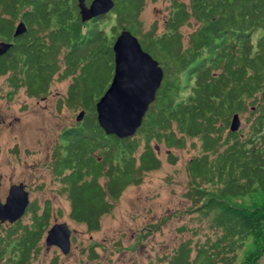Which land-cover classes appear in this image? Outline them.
Returning <instances> with one entry per match:
<instances>
[{
  "label": "trees",
  "instance_id": "trees-1",
  "mask_svg": "<svg viewBox=\"0 0 264 264\" xmlns=\"http://www.w3.org/2000/svg\"><path fill=\"white\" fill-rule=\"evenodd\" d=\"M147 1L115 0L111 12L116 22L108 39L98 23L85 30L88 21L81 19L79 0H0V41L13 43L0 55V76L8 75L14 87L7 96L11 99L22 87L30 96L46 94L60 70L57 56L65 50L60 76H73L67 105L84 112L65 125V143L55 154V171L68 186L71 219L90 233L100 230L103 215L113 210L109 198L119 199L126 187L160 166L156 145L178 148L185 146L186 137L199 138L202 152L187 162L185 196L191 205L183 211L207 218L215 235L198 242L183 239L164 259L167 264H264V203L247 207L228 201L264 193V0H170L172 13L161 31L157 23L144 28L140 15ZM20 21L28 29L15 37ZM184 26H194L187 38ZM124 28L165 71L142 127L128 138L107 134L96 109L110 85L113 44ZM186 71L193 82L188 96L181 97ZM94 88L102 90L97 98ZM237 113H248L247 134L243 128L230 129ZM88 127L92 135L84 132ZM98 135H107L108 145ZM99 149L102 154L97 155ZM38 209L31 201L27 212L32 222L24 224L21 218L0 235V264L9 250L15 264H26L52 217L50 200L42 212ZM91 254L97 256L94 249Z\"/></svg>",
  "mask_w": 264,
  "mask_h": 264
},
{
  "label": "rangeland",
  "instance_id": "rangeland-1",
  "mask_svg": "<svg viewBox=\"0 0 264 264\" xmlns=\"http://www.w3.org/2000/svg\"><path fill=\"white\" fill-rule=\"evenodd\" d=\"M111 11L98 22H94L93 18L88 20L85 30L98 23L99 28L105 29L107 38L111 39L109 36L116 22ZM171 13L170 0H148L140 19L145 30L157 23V30L161 31ZM194 26L182 28L186 38ZM64 52L57 56L60 70L54 76L55 82L46 94L39 97L28 95L22 87L9 99L7 93L11 86L6 81L8 75L0 76V197L5 202L11 185L24 183L30 200L40 206L39 213L45 202L51 201L49 228L55 223L67 222L72 231L68 253L56 245H48L46 231L26 264H167L164 256L170 255L181 240L193 237L198 242L208 234L215 235L207 218L183 211L191 205L185 196L189 186L187 162L202 152L200 139L192 137H186L184 147L168 148L164 142L160 143L155 149L160 166L145 172L140 183L126 187L119 199L109 198L113 210L103 215L100 230L90 233L84 224L71 219L68 186L64 187L52 162L57 147L65 143L62 136L65 125L75 123L82 112L67 105L68 88L73 76L63 79L60 76L65 67ZM181 80V97H187L190 92L188 86L193 80L187 71ZM93 91L96 98L102 93L100 88ZM247 116L248 113L240 115L239 129L243 128L244 134L249 131ZM84 132L88 135L94 133L90 127ZM98 137L108 145L107 135ZM156 144V141L152 143L153 146ZM101 150L96 154H102ZM117 150L120 151L119 148ZM170 154L175 158L174 162H171ZM228 201L234 205L253 207L264 203V193L259 191L252 195L229 197ZM31 222L32 213L27 212L22 217V223ZM14 226V223L0 222V235ZM195 230L198 234L192 236ZM93 249L97 253L95 257L91 254ZM4 254H7L4 264H15L10 250Z\"/></svg>",
  "mask_w": 264,
  "mask_h": 264
},
{
  "label": "water",
  "instance_id": "water-1",
  "mask_svg": "<svg viewBox=\"0 0 264 264\" xmlns=\"http://www.w3.org/2000/svg\"><path fill=\"white\" fill-rule=\"evenodd\" d=\"M115 6V0H79L83 22L104 15ZM28 27L20 21L14 36L24 34ZM13 43L0 42V55ZM115 69L112 81L96 103L98 122L107 134L120 138L134 136L142 127L150 105L156 100L165 71L160 62L145 50L139 38L129 29H122L113 44ZM82 113L80 119L82 118ZM240 115H234L230 129L240 128ZM30 204L29 191L24 183L12 184L5 202L0 197V221L14 223L25 215ZM72 231L67 222L55 223L47 230L46 242L68 253Z\"/></svg>",
  "mask_w": 264,
  "mask_h": 264
},
{
  "label": "flooded vegetation",
  "instance_id": "flooded-vegetation-1",
  "mask_svg": "<svg viewBox=\"0 0 264 264\" xmlns=\"http://www.w3.org/2000/svg\"><path fill=\"white\" fill-rule=\"evenodd\" d=\"M19 23V22H18ZM17 23V24H18ZM66 67V66H65ZM114 69H115V66H114ZM113 75H114V71H113ZM112 78H113V76H112ZM112 78H111V81H112ZM55 80H56V78H52L51 80H50V84L52 85L54 82H55ZM7 81V80H6ZM111 81H110V83H111ZM73 82V81H72ZM49 89H50V87H49ZM49 89H48V91H49ZM10 91H14V87L12 88L11 87V90ZM15 95V94H14ZM13 95V96H14ZM45 96V95H44ZM152 105V104H151ZM151 107V106H150ZM149 111V110H148ZM82 114H84V112H81ZM80 115L81 114H79L78 116H77V118L78 119H80ZM158 146L159 145H156V150H157V148H158ZM60 150H61V152H62V156H65V154H66V149L62 146L61 148H60ZM169 153V152H168ZM52 162H53V164H55V158H53V160H52ZM55 172V171H54ZM26 214V213H25ZM1 222V221H0ZM7 223H10L9 221H6ZM6 222H2V223H6Z\"/></svg>",
  "mask_w": 264,
  "mask_h": 264
},
{
  "label": "clouds",
  "instance_id": "clouds-1",
  "mask_svg": "<svg viewBox=\"0 0 264 264\" xmlns=\"http://www.w3.org/2000/svg\"><path fill=\"white\" fill-rule=\"evenodd\" d=\"M3 41H5V40H3Z\"/></svg>",
  "mask_w": 264,
  "mask_h": 264
}]
</instances>
